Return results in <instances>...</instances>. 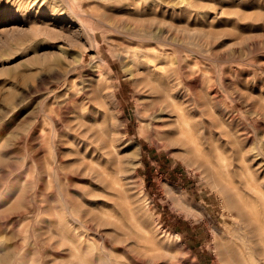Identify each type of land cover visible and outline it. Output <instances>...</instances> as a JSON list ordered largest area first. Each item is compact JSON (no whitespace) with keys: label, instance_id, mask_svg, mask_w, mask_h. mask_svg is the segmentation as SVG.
I'll use <instances>...</instances> for the list:
<instances>
[{"label":"rangeland","instance_id":"obj_1","mask_svg":"<svg viewBox=\"0 0 264 264\" xmlns=\"http://www.w3.org/2000/svg\"><path fill=\"white\" fill-rule=\"evenodd\" d=\"M139 42L161 45L205 155L141 118ZM76 114L114 138L123 203L65 154ZM239 161L264 192V0H0V264H225Z\"/></svg>","mask_w":264,"mask_h":264},{"label":"bare ground","instance_id":"obj_2","mask_svg":"<svg viewBox=\"0 0 264 264\" xmlns=\"http://www.w3.org/2000/svg\"><path fill=\"white\" fill-rule=\"evenodd\" d=\"M141 29L137 31L142 39L145 38L144 41L146 42L147 39H150L149 36L153 31H148L149 36L147 37L144 34L145 30L142 29L143 32H141ZM137 38L140 39L138 36ZM151 38L154 40L153 37ZM153 40L152 43L149 44L147 42L146 44L152 46ZM140 42L136 46L135 53L133 52L134 55L132 54L133 58H131V61L134 66L132 72L134 75L133 81L137 90L142 94L144 111L141 113V118L148 121L149 126L159 139L166 141L173 147L187 150L194 149L199 154L205 155L206 152H203L204 150L200 145L199 134L201 131L197 127V120H195L196 111L194 106L190 105L191 102L188 99H185L182 103L178 102L176 97V78L166 63L158 61L161 50L155 49L158 47L156 45L158 42L156 41L155 48L154 45L151 48L147 47L149 45H141L142 43ZM136 43L138 44L137 41ZM163 56L165 57V55ZM185 101L186 103L184 104ZM74 119L77 130L73 138L64 137L62 139V143L65 145V154H75L77 162L85 167L86 172L95 181L104 188H109L120 194L115 196L114 201L123 203L122 197L125 196L127 189L119 184L116 177V172L121 170V164L119 158L115 155V149L113 148L114 138L108 131L109 129L107 130L102 125L94 126L89 124L83 114L77 115ZM72 147H76L77 152L73 151ZM95 153L103 157L104 163L92 164L86 160L88 156H94ZM253 164L245 166L242 163L239 169H237L238 167L236 166L238 164H236L235 169L239 172H236L237 181L242 191L257 195L261 201L262 199L264 200V192L260 188L257 194L255 187H259V185L256 183V176H254V172L255 175L260 172L258 170L253 171L252 168L257 169V167H253L255 165ZM244 168L250 171L249 175L246 176L240 171H243ZM262 185H264V174L261 176L260 181V186ZM234 191L233 194L238 200L235 204L238 219L232 240L225 243V264H264V208H258L253 200H245L242 191ZM93 195H103V193L94 191ZM120 206L123 212L126 214L129 212L128 208L121 204ZM99 222L101 221L99 220Z\"/></svg>","mask_w":264,"mask_h":264}]
</instances>
